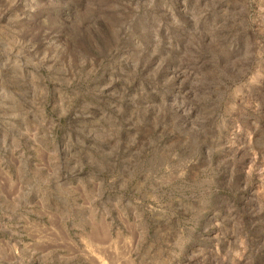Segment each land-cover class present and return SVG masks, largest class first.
Returning <instances> with one entry per match:
<instances>
[{
    "label": "rangeland",
    "instance_id": "1",
    "mask_svg": "<svg viewBox=\"0 0 264 264\" xmlns=\"http://www.w3.org/2000/svg\"><path fill=\"white\" fill-rule=\"evenodd\" d=\"M0 264H264V0H0Z\"/></svg>",
    "mask_w": 264,
    "mask_h": 264
}]
</instances>
